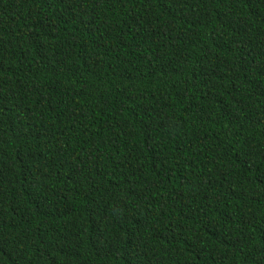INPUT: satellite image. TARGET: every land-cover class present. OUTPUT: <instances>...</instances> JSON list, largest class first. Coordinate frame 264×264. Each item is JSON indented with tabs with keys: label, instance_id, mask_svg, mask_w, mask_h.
<instances>
[{
	"label": "trees",
	"instance_id": "1",
	"mask_svg": "<svg viewBox=\"0 0 264 264\" xmlns=\"http://www.w3.org/2000/svg\"><path fill=\"white\" fill-rule=\"evenodd\" d=\"M0 264H264V0H0Z\"/></svg>",
	"mask_w": 264,
	"mask_h": 264
}]
</instances>
